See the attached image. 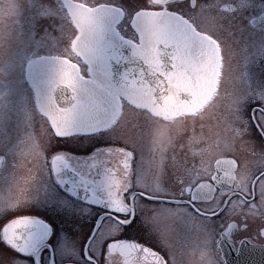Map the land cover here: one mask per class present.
I'll return each instance as SVG.
<instances>
[{"label": "snow or ice", "instance_id": "6c2138e0", "mask_svg": "<svg viewBox=\"0 0 264 264\" xmlns=\"http://www.w3.org/2000/svg\"><path fill=\"white\" fill-rule=\"evenodd\" d=\"M27 5L11 37L26 55H8L4 36L0 83L19 75L39 90L40 131L29 113L17 151L34 167L23 184L15 167L0 194V241L10 250L0 264H42L43 249L61 232L72 239L74 217L92 211L78 201L107 209L90 234L98 254L85 241L86 260L73 248L61 264H255L241 259L253 249L264 264V84L226 75L218 35L264 34V0ZM208 107L216 122L197 131ZM33 204L51 214L8 215ZM161 217L192 225L195 241L158 227Z\"/></svg>", "mask_w": 264, "mask_h": 264}, {"label": "rangeland", "instance_id": "374dc122", "mask_svg": "<svg viewBox=\"0 0 264 264\" xmlns=\"http://www.w3.org/2000/svg\"><path fill=\"white\" fill-rule=\"evenodd\" d=\"M6 11L9 16L6 17L8 20V25L5 30V36L9 37V41L6 45L8 55H13L17 58H22L26 55L25 50L13 48L15 45V40L11 37L14 35L15 30L20 24H24L26 17L28 15V5L27 0H24L23 9L17 12L16 5L14 3H9L6 5ZM14 17V19L12 18ZM228 50L235 52L238 55L239 51H246L244 47H240L238 41V36L236 32L228 31ZM238 35V36H237ZM248 52L264 51V34L260 33L257 41L253 46L247 48ZM247 52V51H246ZM235 55V56H236ZM5 57H0V59H6ZM5 83H0V92H3V97H0V153L6 156V164L3 169L0 170V194H7L10 178L13 169L16 167V176L21 184L28 178L29 170L33 169L34 162L30 157H19L18 148L20 146V141L23 139L26 132L30 131L26 123V117L29 113L36 112L34 104V90L25 80L19 75L13 76L8 75L4 78ZM13 80V81H12ZM8 81H12V85L9 87ZM213 110V113H212ZM208 111H211L210 113ZM215 108L209 107L204 113L203 120L197 122L204 123L206 125L205 131L207 132L209 127L215 124ZM38 114L36 113V116ZM40 120V119H39ZM37 120V122H39ZM37 133L40 131L39 123L36 124ZM199 131V127H196ZM145 135L147 136V130H145ZM17 160V165L15 161ZM8 215H13V212H9ZM4 218L3 211H0V224H2Z\"/></svg>", "mask_w": 264, "mask_h": 264}, {"label": "flooded vegetation", "instance_id": "af4514ba", "mask_svg": "<svg viewBox=\"0 0 264 264\" xmlns=\"http://www.w3.org/2000/svg\"><path fill=\"white\" fill-rule=\"evenodd\" d=\"M203 28L210 33L215 31V25H214V22L211 20V18L206 17L204 19ZM236 33L239 34V36L237 35L239 38L237 42L239 43L240 47H244L246 45V48H243V49H245L247 52L239 51L238 55L234 54L231 57L228 56V52H229L228 42H227L229 38L228 31L225 30V31L218 33L220 37V41L225 49V60H226L225 73L226 75L229 71L234 72V74L238 76L243 75L245 73L247 80L251 85L259 86V85L264 84V51L258 52L259 51L258 50V51L248 52L247 50V48H250V45L253 46V44H255V42L257 41V38L260 34V27H257V33L250 35V36L247 34H244L242 36L240 33L238 32ZM245 55H246V59L243 63V57ZM29 85L31 88H33L31 84ZM225 87H230V84H226ZM38 94H39V90H34V96H35L34 104H35L36 111H37L36 102L38 99ZM208 112L210 113L211 111H208ZM204 113L202 114V116L197 117V122H201V119L203 120V118L205 117L203 116ZM212 113H213V110H212ZM213 116H215V114L211 115L212 118H214ZM35 119H36V124L39 123L37 122V120L40 119L39 114L36 116V113H35ZM187 123L191 126L190 120L187 121ZM35 131L37 132L36 129ZM260 139H264V138H260ZM249 159L253 160V162L250 164V167H252L253 169H256L259 167V164L255 162L254 158L249 157ZM260 171H264V168L260 169ZM256 175L257 177H259V172H257ZM258 184H259V181H257V187H258ZM68 195H69V198L73 200L77 199L75 197H72L70 193ZM78 202L92 211L90 213L85 212L83 216L74 217L80 226H79V230L76 231V234L72 239L66 238L65 234L61 232L58 235L57 241L53 245V247L51 248L45 247L43 249V251L39 254L42 264H51L53 259L57 261V264H61L62 259L66 256V254L69 251H72L73 248L76 251L78 258H81L82 260H86L87 257L83 256V248H84L85 241H88L89 246L94 251H97V254H98V248L95 242L91 240L90 234L92 233L93 228L95 226L99 225L102 221H105L107 209L103 205H98V204L87 205L84 201H78ZM50 207L51 206H38L36 204H33L29 207H23L19 209L18 212H13V215L19 214L22 212H29V213L36 214V215H43L46 211H48L49 214H51L49 211ZM157 226L160 227L161 229L171 230L174 238L187 236L189 240L191 241H195L196 239V233L192 225L186 224L180 220L170 219L167 217H161L159 221L157 222ZM61 227L63 228V225H61ZM0 252H3L4 258L7 259L10 250L6 249L2 241H0ZM12 254L18 255L15 253H12ZM32 264H35V260L32 261Z\"/></svg>", "mask_w": 264, "mask_h": 264}, {"label": "clouds", "instance_id": "9594fccd", "mask_svg": "<svg viewBox=\"0 0 264 264\" xmlns=\"http://www.w3.org/2000/svg\"><path fill=\"white\" fill-rule=\"evenodd\" d=\"M9 3H14L16 5L17 12L22 11L24 0H0V41L3 40L5 36V30L8 25V20L6 17L9 13L6 11V5ZM14 19V17H12ZM23 191V189H21Z\"/></svg>", "mask_w": 264, "mask_h": 264}, {"label": "water", "instance_id": "95a60500", "mask_svg": "<svg viewBox=\"0 0 264 264\" xmlns=\"http://www.w3.org/2000/svg\"><path fill=\"white\" fill-rule=\"evenodd\" d=\"M0 157H3V159L0 160V169H2L5 164V156L3 154H0ZM236 258H237V253L235 251L231 252L230 259L235 260ZM241 259H245L247 261H255V264H260L261 256H260L259 249L250 250L246 254V256L242 257Z\"/></svg>", "mask_w": 264, "mask_h": 264}]
</instances>
